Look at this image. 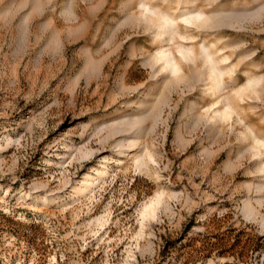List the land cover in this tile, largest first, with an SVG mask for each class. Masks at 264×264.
Wrapping results in <instances>:
<instances>
[{"label": "rangeland", "instance_id": "374dc122", "mask_svg": "<svg viewBox=\"0 0 264 264\" xmlns=\"http://www.w3.org/2000/svg\"><path fill=\"white\" fill-rule=\"evenodd\" d=\"M0 264H264V0H0Z\"/></svg>", "mask_w": 264, "mask_h": 264}, {"label": "bare ground", "instance_id": "6f19581e", "mask_svg": "<svg viewBox=\"0 0 264 264\" xmlns=\"http://www.w3.org/2000/svg\"><path fill=\"white\" fill-rule=\"evenodd\" d=\"M164 21V20H163ZM167 21V20H166ZM165 21V22H166ZM165 22L162 24V26L160 27V28H162V30H163V33H165V31L166 30H168V27L166 26V25H164L165 24ZM161 53H163V52H161ZM160 55V54H159ZM162 58L164 59L163 61H164V67L165 68H169L170 70H172V71H176V66H175V64L173 63V61H172V59L169 57V55L167 56V55H162ZM210 61V60H209ZM211 62V61H210ZM209 62V63H210ZM210 65V64H209ZM215 81V84H217V85H215V88L217 89L218 88V81H217V78H216V80H214ZM98 174H101V173H98ZM87 185H89V184H87Z\"/></svg>", "mask_w": 264, "mask_h": 264}]
</instances>
